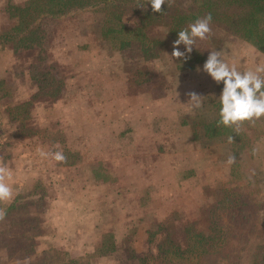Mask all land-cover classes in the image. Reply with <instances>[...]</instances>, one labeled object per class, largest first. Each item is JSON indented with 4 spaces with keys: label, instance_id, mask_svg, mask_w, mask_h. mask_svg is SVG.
I'll use <instances>...</instances> for the list:
<instances>
[{
    "label": "rangeland",
    "instance_id": "1",
    "mask_svg": "<svg viewBox=\"0 0 264 264\" xmlns=\"http://www.w3.org/2000/svg\"><path fill=\"white\" fill-rule=\"evenodd\" d=\"M9 1L0 0L2 35L14 24ZM84 1L77 12L40 15L34 40L0 38V164L12 171L15 194L0 203V264H151L166 248L174 264H228L222 240L247 264L241 250L260 241L228 207L243 193L264 206V118L208 143L193 139L183 113L197 109L187 93L203 99L221 84L205 62L180 72L172 62L142 60L135 75L105 66L107 41L93 33L103 15ZM211 50L241 72L264 64V50L245 40ZM38 149L67 160L41 158ZM207 226L218 235L215 255L202 242Z\"/></svg>",
    "mask_w": 264,
    "mask_h": 264
},
{
    "label": "trees",
    "instance_id": "2",
    "mask_svg": "<svg viewBox=\"0 0 264 264\" xmlns=\"http://www.w3.org/2000/svg\"><path fill=\"white\" fill-rule=\"evenodd\" d=\"M83 2L85 1L26 0L24 3L17 4L10 0L5 5V12L14 21V24L7 31L4 30L6 33L4 32L3 35L0 33V38L12 40L14 35L22 33L21 36H19L20 34L17 35L19 42L28 40V38L34 40L33 23L40 15L44 13L60 15L72 12L73 8L77 12L78 8L84 6ZM95 2H97L96 6L105 18L99 16L96 19V28L93 29V33L97 36L101 35L107 41L104 54L106 56L104 60L107 61L105 66L110 68L115 66L114 70L125 69L127 72L133 71L132 73L135 75L137 74L135 69L137 62L152 60L156 65H159L160 59L165 64L172 62L171 66L176 71L197 70L206 61L209 51H212L211 47H217L222 40L227 41L231 38L245 40L256 48L264 50V0H175L171 6L165 3L162 6L163 12L161 13H154L151 5L146 4L147 0H94L93 3ZM209 13L212 16L210 25L212 35L204 41L197 40L192 52L187 54L188 59L172 58L171 53L173 43L178 38L177 33L187 29L190 24ZM133 20L136 21L135 24L131 23ZM177 47L178 50L185 51L183 44ZM175 83L178 84L180 81ZM222 89L223 83L221 82L217 93L205 96L202 99V106L199 109L184 110L183 115H186V119H188L186 126L190 134L195 137H192L193 139L205 143L207 142L205 139L219 138V135L231 129L219 123V110L221 107L219 96ZM3 97L4 94L0 91V101ZM3 106L0 104V110ZM7 107L5 105L4 109L8 110ZM4 109H2L1 114H3ZM13 114L15 115V113ZM186 132L188 133V131ZM250 202H252V206ZM230 204L231 206L228 208H234L232 212L234 217L232 218L247 226V230L253 231L260 241L257 246L252 247L250 253L246 248L241 250L247 254L244 259L247 260V264H264V206L256 203L252 196L245 193H243L242 198L239 196L237 200L231 201ZM243 207H245V211ZM219 220L220 217H217V221ZM198 224L199 220H195L189 226L197 227ZM219 225L223 227L224 223ZM212 227L215 229L217 226L213 225ZM205 229L210 230V233L201 235V238L203 236L202 242H205L203 245H205L206 251L210 250L208 253L215 255L218 235L213 231L214 229L211 230L210 226L205 227ZM201 232L204 234L205 230ZM230 232L229 229L224 230L222 239H229ZM108 236L111 238L112 234L110 233ZM222 241L226 242V240ZM224 242L223 247L218 251L221 258H227L228 264L233 258L234 264H237L240 250L233 247L226 251L228 243ZM169 250L171 249H163L165 254L158 251L157 256L152 258L154 262L151 264H174L170 260L172 253ZM225 251L226 253H224ZM148 255L153 257V252ZM217 264L226 263L222 259Z\"/></svg>",
    "mask_w": 264,
    "mask_h": 264
},
{
    "label": "clouds",
    "instance_id": "3",
    "mask_svg": "<svg viewBox=\"0 0 264 264\" xmlns=\"http://www.w3.org/2000/svg\"><path fill=\"white\" fill-rule=\"evenodd\" d=\"M175 0H147L146 4L151 5L154 13L163 12L162 6L168 3L171 6ZM145 7V6H144ZM212 16L209 13L203 18L197 19L190 24L187 29L177 33L178 38L173 43L171 57L174 59L186 60L192 52L197 40L204 41L212 35L211 29ZM135 24L136 21H131ZM183 44L185 51L178 50L179 45ZM203 71L212 80L220 84L223 89L219 96L220 110L219 123L225 127L233 128L235 131L245 124L254 123L264 118V64L257 65L255 70L241 72L238 70L237 63L233 61L231 65L221 59L220 51H209V55L203 64ZM188 103L193 109L202 106V96L194 91L187 93ZM229 143L233 142V137H228ZM41 158H51L58 163H65L67 157L62 151L49 153L43 149H38ZM235 162V156H229V165ZM13 178L12 171L5 165L0 164V203H10L15 198L13 187L9 183ZM6 216V209L0 208V220Z\"/></svg>",
    "mask_w": 264,
    "mask_h": 264
}]
</instances>
